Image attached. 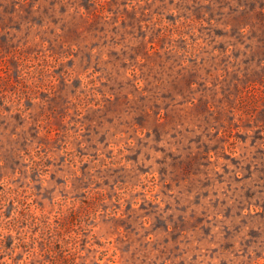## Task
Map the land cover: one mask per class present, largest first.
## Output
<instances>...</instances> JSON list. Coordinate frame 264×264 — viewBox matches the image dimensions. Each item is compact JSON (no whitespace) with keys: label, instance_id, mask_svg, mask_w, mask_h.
Returning <instances> with one entry per match:
<instances>
[{"label":"rangeland","instance_id":"rangeland-1","mask_svg":"<svg viewBox=\"0 0 264 264\" xmlns=\"http://www.w3.org/2000/svg\"><path fill=\"white\" fill-rule=\"evenodd\" d=\"M0 264H264V0H0Z\"/></svg>","mask_w":264,"mask_h":264}]
</instances>
